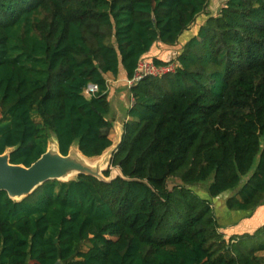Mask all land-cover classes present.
<instances>
[{
  "label": "trees",
  "instance_id": "trees-1",
  "mask_svg": "<svg viewBox=\"0 0 264 264\" xmlns=\"http://www.w3.org/2000/svg\"><path fill=\"white\" fill-rule=\"evenodd\" d=\"M209 4L0 0V154L30 166L54 135L63 155L74 143L102 155L113 144L106 74L132 77ZM174 62L131 88L104 170L121 174L49 180L21 200L0 190V264H264V226L227 238L212 203L230 190V210L264 203V0H227ZM210 179L203 196L195 187Z\"/></svg>",
  "mask_w": 264,
  "mask_h": 264
},
{
  "label": "water",
  "instance_id": "water-1",
  "mask_svg": "<svg viewBox=\"0 0 264 264\" xmlns=\"http://www.w3.org/2000/svg\"><path fill=\"white\" fill-rule=\"evenodd\" d=\"M121 137L102 155L87 157L81 152L77 143L72 145L67 155H63L59 150L56 137L52 135L47 151L30 166L11 163L10 150H7L5 153L0 154V190L7 191L12 199L21 200L33 193L46 181L54 179L68 181L75 179L81 173L91 174L109 181L116 175L121 174L119 168L113 167L109 177L104 175V170L109 168L113 152L117 148ZM52 147H55L56 150L52 151ZM87 161L96 165V168L87 167L85 164ZM113 172H116V174L113 175ZM72 176L75 177L71 178ZM55 264H62V261L58 260Z\"/></svg>",
  "mask_w": 264,
  "mask_h": 264
},
{
  "label": "crops",
  "instance_id": "crops-1",
  "mask_svg": "<svg viewBox=\"0 0 264 264\" xmlns=\"http://www.w3.org/2000/svg\"><path fill=\"white\" fill-rule=\"evenodd\" d=\"M193 35L184 37L183 39L180 38L176 46L156 42L144 57L159 58L165 61L170 60L174 58L172 56V54L174 55L173 49L177 46L182 48ZM175 52L178 54L180 51ZM106 77L109 90L108 98L111 106L108 118L113 123L110 137L113 143H116L121 137L124 122L130 119L129 110L132 106V93L131 89L127 86L128 76L123 67L120 68L117 76L108 72ZM235 193V190L226 191L212 200L217 220L221 226L220 230L227 238L234 235L254 233L258 228L264 226V203L253 211L230 210L227 207V199ZM202 194L203 196H208L207 191H203Z\"/></svg>",
  "mask_w": 264,
  "mask_h": 264
},
{
  "label": "built area",
  "instance_id": "built-area-1",
  "mask_svg": "<svg viewBox=\"0 0 264 264\" xmlns=\"http://www.w3.org/2000/svg\"><path fill=\"white\" fill-rule=\"evenodd\" d=\"M177 69V64L172 61H167L163 64L156 63L152 58L143 57L140 59L136 70L132 77L127 79V86L131 89L146 77H162L170 73H174ZM100 91V87L96 83H89L84 89V95L87 98L96 96ZM132 95L131 105L134 104Z\"/></svg>",
  "mask_w": 264,
  "mask_h": 264
},
{
  "label": "rangeland",
  "instance_id": "rangeland-1",
  "mask_svg": "<svg viewBox=\"0 0 264 264\" xmlns=\"http://www.w3.org/2000/svg\"><path fill=\"white\" fill-rule=\"evenodd\" d=\"M227 0H210V4L207 7L205 13L200 14L197 19L195 20V22L190 26V28L188 30H186L181 39H183L184 37L193 35L194 33L198 32L199 27L206 21L208 15L210 14H217L219 12V10L221 9V7L226 3ZM192 37V36H191ZM178 45V44H176ZM175 45V46H176ZM182 48H179L178 46L175 47V49H173L174 51V55L172 54V56H174V58L170 59V60H166L167 61H172L174 62V59L176 58L177 53L175 51H180ZM176 54V55H175ZM116 172H113V175H115ZM75 176H72L71 178H73ZM212 179L200 184L199 186H196V190L200 191L201 193H203V191H207V186L209 185V183L211 182ZM180 180L177 178H170L169 180V187L171 188L174 184L179 183ZM236 191V190H235ZM199 192V193H200ZM202 195V194H201Z\"/></svg>",
  "mask_w": 264,
  "mask_h": 264
},
{
  "label": "bare ground",
  "instance_id": "bare-ground-1",
  "mask_svg": "<svg viewBox=\"0 0 264 264\" xmlns=\"http://www.w3.org/2000/svg\"><path fill=\"white\" fill-rule=\"evenodd\" d=\"M52 151H55L56 150V148L55 147H52V149H51ZM85 164L87 165V167H89V168H96V165H93V164H91L90 162H85ZM90 164V165H89Z\"/></svg>",
  "mask_w": 264,
  "mask_h": 264
}]
</instances>
